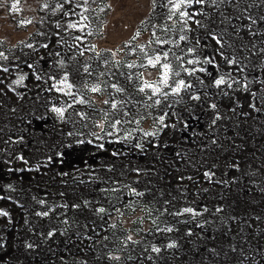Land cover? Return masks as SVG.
I'll list each match as a JSON object with an SVG mask.
<instances>
[{
  "label": "rangeland",
  "instance_id": "1",
  "mask_svg": "<svg viewBox=\"0 0 264 264\" xmlns=\"http://www.w3.org/2000/svg\"><path fill=\"white\" fill-rule=\"evenodd\" d=\"M104 1L101 7L107 4L112 7L104 12L97 9V19L91 25L93 31L98 25L103 29L91 40L97 52L122 46L137 28L143 33L142 41L153 30V25L171 24L166 20V9L160 6L161 0H157L155 8L150 7V0ZM49 2L55 3V0ZM101 2L98 0L99 4ZM251 2L240 0L235 9L221 7L225 14L233 17L234 24L243 25L247 23L246 19L236 20L235 16ZM13 3L15 0H0V51L8 57L7 61L0 60V64L9 68L7 73L0 72V210L9 214L0 216V264H257L264 257V236L258 232L264 230L249 227L257 220L264 227V141L250 151L245 150L247 144L241 147L246 133H251V138L255 139L264 137V84L261 83L264 81V53L259 52V48L264 47L260 42L264 36L255 38V48L248 44L241 52L237 46L236 55L245 66L243 72L235 67L229 69L219 55H215L219 68L213 64L188 65L189 68L205 67L208 71L197 72L196 78L188 80L182 73V78L193 83V89L179 97H169L167 104L170 107L165 102L148 107L152 114L142 123L143 131L135 132L136 139L115 143L110 141L117 137L96 140L90 134L99 131L93 121L100 119L93 116L100 114L96 109L107 107L101 103L105 96L92 94L85 97L94 100L95 107L75 104L74 108L67 109L63 118L51 111L54 106L67 107L72 101L63 94L58 96L52 87L56 82L49 79L62 75L53 66L52 59L57 39L54 25L58 19L63 25L65 18L61 16V21L59 13L53 15L51 9H42L37 0H20L19 12L12 10ZM205 11L212 14L215 10L206 8ZM249 12L258 18L264 16V7L253 6ZM99 14H104L103 20L98 19ZM198 18L212 28H216L219 22L218 14L213 16L217 24L204 17ZM26 19L33 22L22 24ZM142 19L144 24H140ZM254 28L264 31V24H257ZM155 30L161 34L159 28ZM41 32L45 35H39ZM188 35L192 38L191 43L199 37L201 44L197 56L201 60L214 55L215 42L205 39L204 30L193 25V31ZM241 38L246 44L252 39L243 32ZM45 42L50 45L48 49L40 47ZM236 43L238 45L239 41ZM27 44L36 47L28 48ZM124 52L127 53L128 49ZM73 53L74 50L67 55L65 65L67 71L74 74L70 77L72 82L80 85L83 78L74 70L83 62L77 53L76 59H70ZM48 58L51 62L45 68ZM83 59L86 60V56ZM118 59L129 61L135 58L127 55ZM88 63L94 74L100 72V59L94 58ZM29 64L34 67L30 68ZM109 66L107 69L113 71ZM211 71L213 79L218 73L231 72L240 83L233 84L232 88L222 86V90L215 87V91L222 94L218 99L206 93L203 97L207 99L206 103L193 102L190 96L199 86H211L210 80L203 77ZM19 75L25 76L24 82L13 84ZM37 76L41 79H36ZM95 77L87 78L90 85L95 82ZM245 78L247 90L243 87ZM201 79L203 84L199 83ZM107 81H118L124 87L127 84L118 73L116 76L109 74ZM253 92L255 97L251 95ZM117 98H126V95ZM210 101L218 103L216 109H208ZM152 103L150 101V105ZM252 104L262 112L255 111L250 107ZM132 107L133 103L128 109ZM76 109L88 117L77 116ZM189 111L194 113L184 114ZM256 112L262 117L258 118ZM164 113H167V127L156 120ZM217 115L221 118L213 124ZM159 129L162 133L156 136L143 135V132ZM138 142L141 148L135 146ZM101 143L103 149L98 147ZM68 151L76 154L74 156L81 153L91 155L70 164L67 157L73 154ZM113 152L118 155H112ZM250 155H253V161L248 163L245 158ZM20 156L24 157L23 161ZM135 169H140L139 175ZM254 170L259 177L253 179L255 183L250 180V188L259 192L250 197L259 202L260 209L256 213L247 212L243 229L248 235L251 230L249 236L254 238L239 245L231 240V225L238 223L242 213L237 216L232 211L230 197L244 199L246 176ZM207 171L215 173L211 180L204 176ZM114 187L119 191H111ZM132 188L144 195H135ZM41 200L45 203L40 204ZM85 201L89 202L87 206ZM74 204L80 207L74 208ZM98 207H104L108 214H97L94 210ZM184 207H192L202 214L195 217L172 214ZM217 207L223 211L217 212ZM43 211H49V216L36 215ZM166 227L174 230L163 231ZM50 231L54 235L48 236ZM129 235L131 241L127 239ZM173 242L176 247L168 248L167 245ZM28 244L32 247H27ZM153 246L161 251L153 252ZM117 256L119 260L115 259Z\"/></svg>",
  "mask_w": 264,
  "mask_h": 264
},
{
  "label": "snow or ice",
  "instance_id": "2",
  "mask_svg": "<svg viewBox=\"0 0 264 264\" xmlns=\"http://www.w3.org/2000/svg\"><path fill=\"white\" fill-rule=\"evenodd\" d=\"M38 3H41V0H37ZM20 0H15V3L11 5V8L15 12L21 11L18 7ZM157 0H150V7L155 8ZM240 4V0H161L160 6L166 9V20L171 21V24H161L153 25V30L141 41L143 33L137 28L134 31V34L125 42L122 46L116 48L104 49L103 52L96 51V45L85 44L86 36L94 35V31L91 28L92 21L96 20L97 17L95 13L97 9L100 12H104L106 9L112 7L111 4H107L103 7L100 6L98 0H55V3H50L49 0H43L41 7L44 10L51 9L53 15L59 13L62 17L65 18V22L62 25L59 20L55 23L56 32L54 35L57 37V43L61 46H67L69 49L74 50V55L70 59H76V53L79 56H84L86 52L92 51L95 52V56L101 60L102 66L107 68L108 65H113L114 68L119 69L124 67L128 69L126 73H119L123 76L128 82L135 81L134 87L135 91L139 94H143L148 101H152V105L148 107L160 105L162 102L166 103V106H171L167 104L169 97H179L182 93H187L193 89L194 85L190 81L182 78V73L187 77L196 78V73H207L208 69L205 67H191L188 65H199V64H213L216 68H219L220 65L215 62V55H219L224 63L229 67V69L235 67L239 72H243L245 66L241 64V60L236 55V48L239 47V50L242 52L247 47L248 44H251L252 48H255L256 42L255 38L264 36V31H261L260 28H254L257 24H264V16L254 18L249 9L253 6L255 7H264V0H252L247 7L239 11L235 16L236 20H240L241 17L246 19L247 23L243 25L234 24L233 17L231 15L225 14V11L222 9L227 7L237 8ZM67 6V7H66ZM95 6V7H94ZM199 6V7H196ZM206 8L214 9V13L209 14L205 11ZM189 9H193L189 11ZM215 14L219 15V22L213 19ZM198 17H204L205 20L211 21L212 24H217L216 28L210 27L208 23H205L204 20L199 19ZM33 21L31 19H26L22 21V24H31ZM43 22V18L40 21ZM145 20H141L140 24H144ZM179 25L177 28L176 25ZM193 25L196 29H202L206 33L205 39L215 42V52L212 57H205L203 60L197 56V49L200 47L201 41L199 37H196L194 43H191L192 38L188 35L193 31ZM159 28L161 34H157L155 29ZM231 28V32L229 31ZM78 32L80 35H74L71 37L72 43H69L68 40H65L61 36V32L67 34L68 32ZM103 29L101 28V33ZM179 33V35H169V33ZM248 35L250 39L247 44L242 40L241 33ZM233 33L235 35H233ZM39 35H45L41 32ZM136 42L135 44L133 42ZM236 41H239L238 45ZM264 43V40L260 41ZM2 43V42H0ZM183 43V47L181 44ZM84 45V47H82ZM155 45L156 47H153ZM49 43L45 42L40 45L44 49L49 48ZM28 48H35L34 44H27ZM207 47V44L204 45ZM124 49H128V52L125 53ZM173 49H178L179 51H174ZM225 49H231L230 52L225 51ZM251 50V49H249ZM259 52L264 53V47L259 48ZM130 55L134 57L131 62L123 61L118 59V57H124ZM55 56L59 57L60 52H56ZM185 57H189L185 60ZM43 57H41L42 59ZM0 60L7 61L8 57L3 51H0ZM58 65L61 68H64L65 61L59 60ZM30 68L34 67V64L28 65ZM91 65L85 64L84 66L78 67L75 72L77 75L83 78V83L77 85L73 83L70 77L73 75L72 72L64 70L61 77L57 80L55 76H50L49 79L56 81L53 84V88L62 93L65 96L71 97V103L67 104V107H52L51 111L55 112L60 118L65 116V113L68 108H73L75 104L79 105H89L95 107V102L92 99L85 98V92H90L92 94H98L105 96L101 100V103L107 106V109L100 108L96 111L101 113V118L98 121H94V127L99 129V131H93L90 134L96 140H102L104 137H117L116 140L110 141L119 143L120 141H127L129 139H136L132 135V130H127L123 126L126 124L135 123L136 125L140 124V119H143L141 116L137 119L129 110H127V105L134 103L131 96L127 98H117L124 97V94L128 91L124 86H122L118 81L109 82L101 80L100 78L105 75L104 72L96 73L95 82L91 85L88 83L87 78L93 76V71L90 70ZM143 69V70H139ZM149 69L155 70L149 71ZM137 70V71H133ZM9 68L0 64V72L7 73ZM113 76H116V72L110 73ZM25 77L21 75L18 79L13 80L12 83L15 85H20L24 82ZM36 79H41L40 76H37ZM200 84H203V80H199ZM213 86L216 88H221L222 86H227L232 88L233 84H238L240 81L232 77L231 72H226L223 74H217L213 79ZM264 84V81H261ZM243 87L247 90L248 84L246 82L243 84ZM75 89V91H74ZM108 89L112 91L109 92ZM51 90V89H50ZM253 97L256 96V93H251ZM155 98V99H154ZM192 100L199 101L201 96L199 94H193L190 96ZM138 103V102H136ZM212 109H216V104H211ZM256 111H260L259 108H256L255 104L250 105ZM82 119H86V114L83 112L77 113ZM164 115H160L156 118L157 122L160 125L167 127L165 124ZM221 117L217 115L212 123L215 124L216 120ZM143 131V129H140ZM121 132L124 134L121 135ZM71 135V133H69ZM144 136H155V132H143ZM22 139V138H21ZM84 143V141H79ZM91 143L92 141H88ZM215 143V141H213ZM137 148H141L142 145L138 142L135 145ZM99 148L103 149L104 144H99ZM112 155H118V153L113 152ZM20 160H24L23 156L19 157ZM27 163V161H24ZM137 174H140V169H135ZM215 173L207 171L204 173V176L211 180L212 176ZM183 179V178H181ZM188 179H191L189 177ZM8 187H11L9 185ZM102 191H109V189H102ZM111 191L117 192L118 188H112ZM131 192L137 196H143V192H137L135 188L131 189ZM40 204H44L45 201H39ZM89 202L85 201V206ZM168 203V202H166ZM67 207V205H63ZM74 208H79V204H74ZM97 214H108L107 210L104 207H98L94 210ZM119 211V209H117ZM167 212V208L164 209ZM207 211V208L204 209ZM217 212H222L223 209L220 207L216 208ZM49 211L37 212V216L47 217L49 216ZM175 216H183L189 214L192 217L201 215L202 213L197 212L196 209L192 207H184L180 210H177L172 213ZM9 214L3 210H0V216H8ZM67 221H65L66 223ZM115 227V225H111ZM166 232H172L174 229L172 227H166L162 229ZM191 235V232L188 233ZM54 235V232L50 231L48 236ZM129 241L132 240V236L127 237ZM27 247L31 248L32 245L28 244ZM168 248L176 247L175 243H169ZM152 251L159 253L161 249L159 247H152ZM111 258V257H110ZM119 260V257H115Z\"/></svg>",
  "mask_w": 264,
  "mask_h": 264
},
{
  "label": "bare ground",
  "instance_id": "3",
  "mask_svg": "<svg viewBox=\"0 0 264 264\" xmlns=\"http://www.w3.org/2000/svg\"><path fill=\"white\" fill-rule=\"evenodd\" d=\"M105 4V1L104 0H102V2H101V4H100V6L101 5H104ZM95 7V6H94ZM58 16H60V20H61V15L59 14ZM103 17H104V14H99V17H98V19L99 20H103ZM50 19V18H49ZM55 20V19H54ZM59 20V19H58ZM50 21H51V19H50ZM53 21V20H52ZM62 21V20H61ZM94 21V20H93ZM64 22H65V20H64ZM96 30H94V35H92V36H86V39H85V44H87V45H91L92 44V39L93 38H95V37H97V36H99L100 35V30H101V26L100 25H98L97 26V28H95ZM74 35H80V33H78V32H68L67 34H64L63 32H61V36H62V38L63 39H65V40H68V42L69 43H72L73 41L71 40V37L72 36H74ZM89 37H90V40H89ZM262 40H264V38L262 39ZM82 47H84V45H82ZM73 50L72 49H69L66 45L65 46H61L60 44H58L57 43V39H56V42H55V44H54V53H56V52H60V56L59 57H57V56H55V54H54V57H53V59H52V62H53V66L55 67V68H57L58 69V71L60 72H63L64 70H67V68H66V65L64 66V68H61L59 65H58V61L59 60H66V57H67V55L69 54V53H71ZM48 53V52H47ZM91 53H92V55H91ZM74 54V53H73ZM77 56H79L78 55V53H77ZM86 56V60L85 59H83L84 57ZM79 57H81V56H79ZM92 57H94V58H97L96 56H95V52H92V51H88V52H86L85 53V55L84 56H82L81 58V61L83 62V64H82V66H84L85 64H86V62H87V64H89L88 62H92V60H94V58H92ZM44 58V57H43ZM92 58V59H91ZM73 60V59H72ZM132 60H129L128 62H131ZM40 62V61H39ZM47 64L44 66L45 68H47L48 67V65H50V59L48 58L47 59ZM122 62H123V60H122ZM66 64V63H65ZM100 64V63H99ZM71 65V64H70ZM78 65V64H77ZM111 65V64H110ZM109 66V65H108ZM112 66V69H113V71L111 70V69H107V68H105V67H103L102 65L99 67L100 68V72H101V70H102V72H104L105 73V75L103 76V77H101L102 78V80H104V81H107V79H108V75L111 73V72H116V73H126L127 71H128V69H126V68H124V67H121V68H119V69H116V68H114L113 67V65H111ZM71 67V66H70ZM250 67V66H249ZM109 68H110V66H109ZM75 69H77V67L75 68ZM139 70H141V69H139ZM75 71V70H74ZM248 71V70H247ZM252 71V70H251ZM56 72V71H55ZM69 72H71V71H69ZM257 72V71H256ZM76 73V72H75ZM99 73V72H98ZM54 74V73H53ZM74 75V74H73ZM21 75H19L18 77H20ZM57 77H58V75H56ZM96 76V74H94L93 73V78ZM112 76V75H111ZM121 76V75H120ZM213 75H212V71L209 73L208 72V74H206V75H204L203 74V77H204V79L205 80H210V82H211V86H206V85H203V86H199L198 88H197V90H196V92H194V94H199L200 96H201V99H200V101L201 102H204V103H206V101H207V99L206 98H203L205 95H206V93H208V94H210V95H212L215 99H218V98H220L221 96H222V94L219 92V91H215V87L213 86V77H212ZM215 76V75H214ZM25 77V76H24ZM59 77H61V76H59ZM74 77V76H73ZM91 77V78H92ZM202 77V78H203ZM29 79H32V78H30V77H28ZM27 78V79H28ZM96 78V77H95ZM100 78V79H101ZM121 78H124L123 76H121ZM185 78H187V80L190 78V77H187L186 75H185ZM59 78H57V80H58ZM118 80V79H117ZM126 80V79H125ZM77 81V80H76ZM80 81V80H79ZM92 81V80H91ZM56 82V81H55ZM89 82V81H88ZM126 89L128 90L126 93H125V95H126V98L128 97V96H131L132 97V100L133 101H135L134 103H133V107L131 108V109H128V106H130L132 103H130V104H128L127 105V110H129L137 119H139L141 116H143V119H140V124L139 125H136L134 122L133 123H131V124H126V125H124L123 127L125 128V129H127V130H132V135L134 136L138 131H140V129H142V123L145 121V119L147 118V117H150V115L152 114H150V112L148 111V105H150V101H148L147 99H146V97L143 95V94H139V93H137L136 91H135V87H134V84H135V81H133V82H128L127 80H126ZM204 83V82H203ZM259 85V84H258ZM37 86V85H36ZM254 86V85H253ZM214 87V88H213ZM224 89L226 88V87H223ZM110 90V89H109ZM221 90H222V88H221ZM111 91V90H110ZM109 91V92H110ZM57 92V91H56ZM57 94H58V96L60 95V94H62V93H59V92H57ZM92 96V93H90V92H85V97H89V96ZM54 96V95H53ZM90 96V97H91ZM63 97H65V95L63 96ZM134 97H135V99H134ZM138 97L140 98V100H138ZM66 98H69V99H71L70 97H68V96H66ZM136 102H138V103H136ZM193 102H196L195 100H193ZM211 104H215V103H213V102H209V104H208V109H212L211 107H210V105ZM216 105H218V103L216 104ZM82 107V106H81ZM105 107V106H104ZM74 108V107H73ZM256 108H258V107H256ZM105 109H107V107L105 108ZM252 110V109H251ZM255 110V109H254ZM256 111V110H255ZM261 111V110H260ZM75 112H76V115H77V113H80L77 109L75 110ZM262 112V111H261ZM194 113V111H189V112H186V113H184V114H186V115H192ZM257 113V117L259 118V116H261V113L260 112H256ZM77 116H80V115H77ZM249 116V115H248ZM86 117H88V116H86ZM93 117H96L97 119H100L101 118V113L100 114H97L96 116H93ZM262 117V116H261ZM93 120V119H92ZM147 120V119H146ZM94 122V121H93ZM259 122H261L262 123V120H259ZM255 123V122H254ZM253 125V124H252ZM261 125H263V124H261ZM256 126V125H255ZM252 127V126H251ZM253 127H254V125H253ZM249 129V128H248ZM162 129H159L158 131H155V133L156 134H158L159 132H161L162 133V131H161ZM250 130V129H249ZM78 131H80V130H78ZM77 131V132H78ZM137 131V132H136ZM152 131H154V130H152ZM152 131H149V132H152ZM136 132V133H135ZM124 133L123 132H121V135H123ZM156 136V135H155ZM253 135L251 134V133H246V139L244 140L243 139V141H242V143H243V145H242V147L241 148H243L244 147V144H247V145H245L246 146V149L245 150H247V151H250V150H252V149H255L254 148V145H259V143H263V141H264V137H259V138H257V139H255V137L254 138H251ZM254 142H251V140ZM142 140V139H141ZM241 141V140H240ZM241 143V142H240ZM251 143H252V145H251ZM251 145V146H250ZM65 147H67V146H65ZM75 150H78V152H79V149H75ZM258 150L259 151H262V150H260L259 149V147H258ZM264 151V150H263ZM72 151H68L67 153H71ZM77 152V153H78ZM263 153V152H262ZM71 154H73V153H71ZM237 154V153H236ZM258 154V153H257ZM74 155H76V154H73V156H69V157H67L68 159H67V163L69 162L70 164H74V162H75V160H77L78 158L79 159H83L84 157H89L90 155H91V153H89V154H85V153H81V154H77L78 156H74ZM94 155V154H93ZM97 155V154H96ZM235 155V154H234ZM262 155V154H261ZM240 156V155H239ZM252 156L253 155H250L248 158L246 157L245 159H246V162H248V163H251L252 161H253V159H252ZM234 158V157H233ZM242 158V157H241ZM238 159H239V157H238ZM243 160V159H242ZM256 161V160H255ZM254 161V162H255ZM77 162V161H76ZM75 162V163H76ZM257 162V161H256ZM63 163H64V161H63ZM254 164V163H253ZM249 174H250V176H246V180H245V183L247 184V186L245 187V189H244V191H243V193H244V199L242 200V199H237L234 195H231V197H230V199H231V208H232V211L233 212H235L236 214H237V216H238V213H242V215H241V218L239 217V220H238V223H236V222H233V221H235V216H234V219H233V223H232V225H231V236H232V239L231 240H233L234 242H235V244H244V242H250L253 238H254V236L252 235V237H250L251 235V230H259V231H262V230H264V227H261L262 226V224H260L259 222H258V220L256 221V222H251V227H249V228H251V230L249 231V235H248V233H245L244 232V229H243V227L245 228V226H244V224H245V220H247V212H254V213H256L257 212V210L258 209H260V204H259V202H257L256 200H252L251 199V197H250V195H255V194H257L259 191H257V190H253V188L251 187L250 188V180L251 181H253V179L254 178H256V177H259V175L257 174V171L256 170H254V171H251V172H249ZM239 178H241V176H239ZM260 179V178H259ZM235 180H237V179H235ZM255 180V179H254ZM244 181V180H243ZM242 182V181H241ZM253 183H255L254 181H253ZM255 187H256V185H255ZM102 188V187H101ZM239 188V187H238ZM242 189V188H241ZM242 194V193H241ZM247 195H249V197H246ZM243 196V195H242ZM243 203V204H242ZM264 209V208H263ZM234 215V214H233ZM254 215V214H253ZM253 217V216H252ZM251 217V218H252ZM236 220H237V218H236ZM64 221V223H65V221L66 220H63ZM248 222V221H247ZM264 223V222H263ZM58 225H59V223H57ZM66 225L68 224V221L65 223ZM250 224V223H249ZM239 226L240 227V229H238L237 228V226ZM246 226H247V224H246ZM248 228V229H249ZM258 235H262V237L264 236V231H262V232H258ZM264 238V237H263ZM261 240H263V239H261ZM260 243V242H259ZM262 246V245H261ZM260 260V261H259ZM258 261V263L257 264H264V257L263 258H261V259H259Z\"/></svg>",
  "mask_w": 264,
  "mask_h": 264
}]
</instances>
